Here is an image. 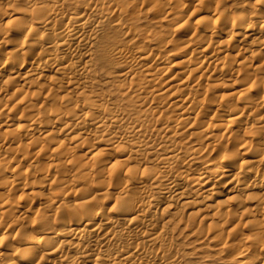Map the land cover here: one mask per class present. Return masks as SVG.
Listing matches in <instances>:
<instances>
[{
  "label": "clouds",
  "instance_id": "9594fccd",
  "mask_svg": "<svg viewBox=\"0 0 264 264\" xmlns=\"http://www.w3.org/2000/svg\"><path fill=\"white\" fill-rule=\"evenodd\" d=\"M0 264H264V0H0Z\"/></svg>",
  "mask_w": 264,
  "mask_h": 264
},
{
  "label": "bare ground",
  "instance_id": "6f19581e",
  "mask_svg": "<svg viewBox=\"0 0 264 264\" xmlns=\"http://www.w3.org/2000/svg\"><path fill=\"white\" fill-rule=\"evenodd\" d=\"M178 66V64L177 63H174L173 64V67H177ZM173 79H174V77H173Z\"/></svg>",
  "mask_w": 264,
  "mask_h": 264
}]
</instances>
